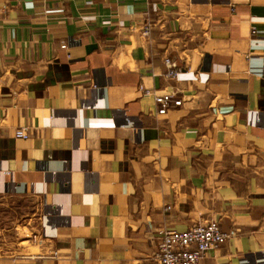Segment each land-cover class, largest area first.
<instances>
[{
    "label": "crops",
    "instance_id": "0c3cea01",
    "mask_svg": "<svg viewBox=\"0 0 264 264\" xmlns=\"http://www.w3.org/2000/svg\"><path fill=\"white\" fill-rule=\"evenodd\" d=\"M2 199L37 228L0 264H157L213 220L201 264H264V0H0Z\"/></svg>",
    "mask_w": 264,
    "mask_h": 264
},
{
    "label": "built area",
    "instance_id": "2783aa9c",
    "mask_svg": "<svg viewBox=\"0 0 264 264\" xmlns=\"http://www.w3.org/2000/svg\"><path fill=\"white\" fill-rule=\"evenodd\" d=\"M144 33L146 35L149 34V27L145 28ZM255 33V29H252V34L254 35ZM62 48L65 49L66 45H62ZM165 65L168 69L167 77L176 79L181 69L174 66L169 58L165 59ZM140 89L146 95H153L159 115H165L169 109L182 105V98L175 93H152L145 90L143 86H140ZM16 137L27 139L28 133L21 128L16 131ZM158 236V251L155 255L157 264H201L208 250L218 248L229 238V234L222 230L220 223L214 220L206 223H197L186 231L160 230ZM27 237L31 238L28 235Z\"/></svg>",
    "mask_w": 264,
    "mask_h": 264
},
{
    "label": "rangeland",
    "instance_id": "374dc122",
    "mask_svg": "<svg viewBox=\"0 0 264 264\" xmlns=\"http://www.w3.org/2000/svg\"><path fill=\"white\" fill-rule=\"evenodd\" d=\"M30 209L31 207L25 201L16 199L0 201V249L2 252H14L18 248V243L27 239V235L33 236L32 227L36 232V224L33 221L29 224L26 217ZM27 227L31 230L28 231Z\"/></svg>",
    "mask_w": 264,
    "mask_h": 264
}]
</instances>
